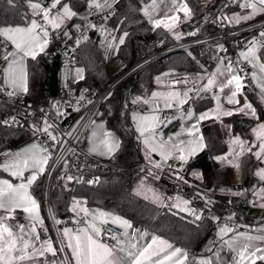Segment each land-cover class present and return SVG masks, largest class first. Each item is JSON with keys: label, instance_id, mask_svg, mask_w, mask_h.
<instances>
[{"label": "snow or ice", "instance_id": "1", "mask_svg": "<svg viewBox=\"0 0 264 264\" xmlns=\"http://www.w3.org/2000/svg\"><path fill=\"white\" fill-rule=\"evenodd\" d=\"M117 2L118 0H86L89 13L95 9L96 13L102 14L105 20L112 14L113 7ZM7 3L13 7L16 6L15 0H7ZM26 3L30 9V19L28 13H25L23 25L0 26V37L3 38L0 44L4 48L2 59L5 62L0 69V74L3 76L0 92H4L9 98L29 92L26 58L35 60L38 55L45 53L49 45L50 30L56 31L59 35L58 30L72 18L78 16V13L68 3H62V0H50L47 5L43 0H26ZM240 7L251 11L232 18L223 16L221 19L238 25L242 21L253 19L256 15L264 14V0H244ZM180 12L183 13L185 20L191 19L194 14L187 0H151L150 4L143 7V14L153 29L164 28L169 32H173L180 20L178 16ZM81 18L87 20V16ZM75 27L80 29V25ZM86 27L97 29L98 26L89 23ZM117 30H109L103 25L99 26V31L104 34L102 44L106 52L108 50L117 51L118 46L125 43L128 33L123 32L117 38L112 35ZM63 35L71 38L67 30L63 32ZM189 35H195V33H189ZM176 38H180L179 34H176ZM83 39L86 40L87 37H83ZM80 43L81 41L78 39L77 47ZM9 44L12 48L11 51L7 50ZM217 47L220 51H227L222 44ZM262 49H264V31L259 33V38H253L248 42L246 51H242L240 57L252 66L251 78L264 96V53H261ZM239 62L237 60L234 64L228 57H217L214 71L207 72L205 69L204 73L196 74L195 79L185 76L183 79L170 80L167 84L168 90L154 91L150 98L136 97L133 100L134 104L142 101L144 104L150 105L148 113L137 114L134 112L132 114L135 131L138 133L137 139L144 146V158L147 162V165L140 169L145 175L133 189L134 195L142 196L143 199L150 200L159 206L175 208L178 212L192 216L194 220L202 218V213L190 207V200L177 195L168 197L167 199L172 202L167 204L163 194L147 181L149 177L159 180L160 173L164 171L165 167L172 169L173 165L168 163L169 160L180 162L181 167L172 174L177 180L184 179L179 175L183 166L189 163L190 158L195 157L198 152L207 147L203 135H196L200 132L199 124L202 121L211 118L219 121L221 117H230L235 113L250 115L259 120L256 109L247 100L242 106L233 109H225L220 104L221 96L218 93L223 94L226 89L228 90L227 103L230 105L240 104L237 96L242 94L245 87L244 79L248 73H244L243 68L235 66ZM203 67L201 65V68ZM75 73L76 80L84 79L83 68H76ZM168 75L170 74H164V76ZM156 82L158 85L161 84L162 77H157ZM180 84L185 86L183 91L175 89V85ZM190 93H195V96L200 98H203L202 93H211L217 102L215 109L199 114L198 117H195V123L181 129V133L187 132V135L191 137L188 141H174L171 136L165 139L157 131L162 123L159 115V112L162 111L161 103L163 109L177 110L180 113V119H193L195 114L191 109L186 112L182 110L184 104L195 98ZM84 99L82 93L77 104ZM53 107L56 108L58 116L63 115L59 111L58 105H53ZM73 110L79 111V107L77 106ZM41 111L44 110L41 109ZM28 115H32V113H28ZM10 120L19 123L15 116L10 117ZM0 123L9 125V120ZM88 127H91V136L88 138L89 154L113 158L120 148V140L105 127L103 122L97 124L93 120ZM228 127L231 128V126ZM53 128L54 125L49 123L47 115L43 118L41 125H32L34 135H46L54 144H59L61 141L54 134ZM181 133L175 135L179 136ZM252 134L255 137L254 141L244 140L239 135L232 137L228 141V152L223 156L215 157V159L221 164L227 163L237 170L241 168V157L248 153L264 163V122L257 123L252 128ZM257 148L258 150L253 151ZM153 153L160 159H153ZM0 157L4 158L3 162H0V169H3L11 177L21 180L17 184L8 179H0V264H57L56 260L49 262L47 256L50 254L52 257H56L57 252H62L65 248L71 251L75 264H256L257 260L264 261V228L257 229V235H250L247 232H238L235 225L227 223L223 226L218 225L216 234L217 241H219L218 247L216 246L217 241L210 240L205 251L211 255L204 257L201 254L196 257L190 256L186 248L176 247L172 242L157 235H151L150 240L146 241L149 233L135 228L130 220L101 209H88L84 206L87 202L80 200H74L70 208V211L78 217L73 220V223L77 224V228L58 229L62 235L59 237L61 247L57 249L51 238L40 239L36 226L39 224L43 227L44 221L40 215V204L30 192L32 185L45 173L49 161L52 159L50 146L47 142L36 141L16 152H0ZM64 168L65 171L68 168L66 162ZM26 171L31 173L27 177L24 176ZM255 175L261 182H264V168H259ZM64 178V176L61 177V179ZM66 179L72 181L74 177L68 175ZM75 179L77 182H83L80 178ZM98 181L99 177H96L88 183L92 184ZM184 182L187 183L186 180ZM231 194L240 195V193ZM253 194L258 197V201L251 203L254 206L258 203L259 207L264 208V187H261L258 192L254 190ZM196 195L201 196L199 192ZM201 198L205 200L206 205L213 203L203 196ZM18 211L25 214L27 223H21L17 219ZM81 213H83L82 217ZM50 215H53L57 225L62 223L55 219L54 214L50 213ZM209 218L213 221L219 220L216 216ZM228 219L231 220L232 217H228ZM109 224L121 229L120 234L108 231L105 226ZM44 231L46 233L47 229L45 228ZM105 237L114 243L106 242ZM225 251L231 254L230 260L222 255Z\"/></svg>", "mask_w": 264, "mask_h": 264}, {"label": "trees", "instance_id": "2", "mask_svg": "<svg viewBox=\"0 0 264 264\" xmlns=\"http://www.w3.org/2000/svg\"><path fill=\"white\" fill-rule=\"evenodd\" d=\"M47 1H43L45 5ZM149 1L118 0L113 7L114 15L107 20L102 19L99 24V26L103 25L109 30L118 29L112 33L117 38L123 32L128 33L125 43L120 45L116 54V56L121 57L124 61V68L120 72L137 65L157 52V49L153 47V43L161 39L162 34L159 29H149L140 13L141 7ZM62 3H68L78 13V16L72 18L66 25L71 21H78V17H80L87 5L86 0H62ZM15 5L13 7L7 3V0H0V26L23 25L25 13H28L29 19L31 18L26 8V0H15ZM99 26L97 29L91 30L87 39L72 54L75 59V65L84 69V79L81 84H69L68 86L71 89L84 87L86 90L100 91L120 73L108 76L106 72V65L113 59V50L106 52L102 44L104 34L99 31ZM203 30L205 33L211 34L218 31L210 23L204 25ZM211 46L209 44L205 47L174 51L143 66L133 74L131 88L122 99L125 100L129 96H142L148 79L167 66L190 72L203 73L205 69L208 71L212 64L213 49ZM49 64L48 53L47 55H38L35 60L27 59L29 92L21 95L25 100L34 101L42 96V87L49 81L50 75L46 71V66ZM201 65L204 67L201 68ZM118 91L120 89H117L107 98L96 116H99L105 122L106 127L121 142L115 156L107 161L123 167H132L142 164L143 158L136 143V136L133 130L126 124L118 122V114L121 107L120 102H122L120 93H117ZM202 97L191 101L189 108L193 111H198L210 106V98L208 96ZM249 98L256 111L262 115L263 112L259 105L251 95ZM11 112L13 111L10 106L0 103V122H2L4 115H9ZM71 112L63 113L64 120L62 121V126L66 125L71 119L73 115ZM51 115L54 117L53 114ZM228 121L232 124L233 129L237 128L236 118L231 117ZM200 131L207 147L195 158L206 157L210 159L213 155L224 150L225 146L218 136L214 125L205 124L201 127ZM18 132L22 131L0 123V139L15 136ZM241 161L242 184H246L254 161L250 153L244 155ZM87 173L99 177V181L95 186H91L86 182L61 181L59 178L54 180L49 192V203L55 219L62 222L69 220L73 215L70 208L74 200L83 199L87 202L88 206L97 205L106 211L122 216L130 220L135 228L144 229L153 235L165 238L176 246L186 248L190 254L195 252L201 241L212 231L213 226L209 220H194L188 214L178 212L173 208L159 206L150 200L143 199L142 196L134 195L133 189L136 188L137 183L127 172L103 173L91 171ZM226 173L227 169H213V177L211 176L210 178L217 182L225 181ZM42 179L43 175L31 187L32 195L39 200L40 204ZM210 195L212 196L211 201H213L215 209L224 211L231 208L228 209L224 198L214 194ZM261 217L264 218V212Z\"/></svg>", "mask_w": 264, "mask_h": 264}, {"label": "built area", "instance_id": "3", "mask_svg": "<svg viewBox=\"0 0 264 264\" xmlns=\"http://www.w3.org/2000/svg\"><path fill=\"white\" fill-rule=\"evenodd\" d=\"M237 1L238 0H217L215 7L205 9L203 15H206L207 17L210 16L209 23L217 28L218 31L204 37L190 39L177 45L175 48L187 49L191 46L201 47L203 45L223 43L224 48H226L227 51H218L213 57V62H217V57H228L234 62V64L239 60V64L235 66L243 68L244 73H248L244 80L246 83L251 84L249 68L244 63L242 57H240V53L245 51L248 38H251L252 40L253 38H259V33L264 31V14L260 15L254 21L244 25L228 27L225 20H222L221 17L224 16V11L234 5ZM49 2L50 0L48 3ZM88 15L91 16V24L97 26H99L101 20L104 19L103 15L97 14L95 9H93L91 13H89L88 10ZM113 15L114 9L109 17ZM191 23H193V20L188 23L187 27H191ZM76 25H80L79 30L75 27ZM92 29L93 28L81 25L79 21H71L65 27L58 30L59 35L56 31L50 30V49L48 53L49 66L52 67V64L57 60V57L59 68L62 65V61L66 62L68 65H74L75 59L72 54L77 48L76 41L79 39L81 43H83L85 40L83 37H88ZM65 30L68 31L69 36L71 37L70 39L63 35ZM2 40L3 38L0 37V41ZM3 52V45L0 44V57L3 55ZM159 53H155L146 58L143 62L118 73V75H116L115 78L100 91L86 90L84 87H75L71 89L69 86L59 85L56 96L52 97L49 94V83L47 82V84L42 87V96L34 101L25 100L22 96L9 98L4 92H0V103L10 106L13 111L9 114L8 118L4 119L9 120V125L7 126L31 135L35 141L47 142L52 151V159L49 161L47 170L43 174L42 179L41 208L47 232L45 233V231H43L41 233V240L51 238L54 247L59 249L61 247L59 237L62 235V232H58V229L62 230L65 227L72 229L77 228V224L73 223L74 219H78L76 215H72L69 220L63 221L59 225L55 223L53 215H50L52 211L49 203V192L51 185L56 178L61 179V177L64 176L65 178L61 179V181H66V177L70 175L74 177L72 181H77L75 178H80L83 182L88 183V181L94 180V178L97 177L87 173L91 171L103 173L127 172L135 180L141 179V177L145 175V173L140 171L141 167H143L144 161L139 165L123 167L89 154L81 147V142L89 129L88 125H91V122L94 120L101 105L107 100V98L117 89L128 91L130 89V79L133 74H135L142 66L152 63L162 56ZM82 93L85 99L79 101V104H77ZM88 101H91V103H88ZM52 103L59 106V111L61 113L72 111L71 113L73 115L66 125H61L64 120L63 115L58 116L56 108H54L56 110L55 114L49 108V105ZM77 106L79 107V111H74L73 109ZM41 109L44 111L42 112ZM28 113H32V115H28ZM51 114H53L54 117ZM45 115H47L49 123L54 125L52 130L61 143L54 144L43 134L34 135L32 125H41ZM13 116L17 118L19 123H14L10 120V117ZM200 161H202V163H200ZM65 162L68 164L66 171L64 168ZM168 163L173 165V168L168 169L165 167L164 171L160 173L159 180L152 179L151 177L148 178V180L152 182L153 187L166 196V198L179 195L184 199L190 200V207L195 208L199 213H202V219L209 220L212 225L223 226L227 223L229 225H235L238 232L247 233H251L260 227H264L263 217L252 218L247 214L251 196V192L246 188L247 186L240 187L242 195L236 199L235 204H233L229 210L224 211L215 209L213 203L206 205L205 200L201 198L202 195H196L198 192L205 194L211 190V182L206 178H199L197 176V173L208 174L212 171V168L207 164L204 157L195 158L189 161L187 165L183 166V170L179 173V175L183 176V180H177L175 175L172 174L178 169L175 160H169ZM185 180L187 183L184 182ZM96 184L97 182L90 185L95 186ZM233 214L235 215L233 216ZM80 215L81 217L83 216V214ZM210 216H216L219 220L213 221L209 218ZM228 217H232V219L229 220ZM105 228L108 231L115 232L117 235L122 231L111 224L106 225ZM105 240L110 244L114 243L106 237ZM212 241H217V238ZM218 244L219 241H217V247ZM47 259L48 261L56 260L59 263L63 262V264H72L66 248L62 252L58 251L56 257H52L48 254Z\"/></svg>", "mask_w": 264, "mask_h": 264}, {"label": "crops", "instance_id": "4", "mask_svg": "<svg viewBox=\"0 0 264 264\" xmlns=\"http://www.w3.org/2000/svg\"><path fill=\"white\" fill-rule=\"evenodd\" d=\"M216 1L214 2V4H210L207 6V8H213L215 7L216 5ZM240 1H243V0H238L234 5L230 6L229 8H227L225 11H224V15H225V12H228V11H235L238 9V7L236 6ZM151 3V0L146 3V4H150ZM187 3L189 4V6L193 9V16L191 17V19H187L185 20L184 19V16H183V13L180 12L178 13V16L180 18V20L178 21L176 27L174 28L173 32H169L167 31L166 29L164 28H159L160 30V33L162 34V36L164 38H166L167 41H170L172 44V46H174L173 48H175L177 45H180L190 39H193V38H200V37H204V36H207V35H210L211 33H205V31L203 30V26L206 25V24H209V20L206 21V23L204 24H201L199 26H195L193 27V24L191 25V27H187L188 23L193 20V23L195 24L196 22V18L198 16H204L203 15V9L202 8V5L200 3L199 0H187ZM145 4V5H146ZM143 5L140 9V13L142 15V18L145 22V24L147 25V27L149 29H153V26L149 23L147 17L143 14V7L145 6ZM163 7V6H161ZM26 8L31 16V13H30V9L28 8L27 6V3H26ZM206 8V7H205ZM209 8V9H210ZM162 14V13H161ZM262 15V14H261ZM201 16V17H202ZM206 16V15H205ZM226 16V15H225ZM207 17V16H206ZM227 25V24H226ZM66 26V25H65ZM228 27H234V26H229L227 25ZM188 28L189 31H191L192 29L191 28H195L194 30H192L191 32L189 33H195V35H189L188 31H187V34H181L179 35L180 38L177 39L176 38V34H179L180 30L182 28L185 29ZM63 28V27H62ZM252 39L251 38H248L247 39V44L249 41H251ZM215 44H222L224 46L223 43H215ZM211 48L213 49V45L214 44H211ZM171 46V47H172ZM200 46H191L187 49H176L177 51L179 50H188V49H192V48H199ZM8 51H11L12 48H11V45L9 44L8 45ZM172 51H175V49H167V53H171ZM246 51V49H245ZM48 53V52H47ZM261 53H264V51L261 50ZM47 55V54H46ZM166 55V54H165ZM215 55V52H214V49L212 51V64L210 66V68L208 69L207 72H212L215 70L216 68V65H217V62H213V57ZM117 59H119V66H117V68L115 69L114 72L112 73H109L108 72V64H110V62H113L114 60L112 59L107 65H106V72L108 74V76H113L115 74H117L118 72H120L123 68H124V61L121 57L119 56H116ZM27 59H31V58H26V70H27ZM243 59V58H242ZM244 61V60H243ZM227 62V61H226ZM4 61L2 59V56L0 57V69H2L3 65H4ZM244 63L248 66L249 68V71H250V75H251V72L253 71V68L250 64L247 63V61H244ZM150 64V63H149ZM75 65V64H74ZM72 65V66H74ZM147 65V64H146ZM145 66V65H144ZM143 67V66H142ZM141 67V68H142ZM140 68V69H141ZM165 73H169L170 75L168 76H164ZM200 72H190V71H187V70H183V69H177L175 67H172V66H167L165 67L163 70L159 71L158 73L152 75L149 79H148V82H147V85L145 87V91L143 92V95L142 96H129V98L125 99V105H127L128 101L130 99H134L136 97H142V98H149L150 97V92L153 88L155 87H159V88H162L163 90H168V87H167V84H168V81L170 80H177V79H183V77L185 76H188L190 79H195L196 78V74H198ZM204 73V72H203ZM202 74V73H201ZM241 75H243V73H241ZM157 77H162V82L161 84H157L156 82V78ZM133 83V76L131 77V81H130V88H131V85ZM69 84L71 85V83L69 82ZM68 84V85H69ZM76 84V83H74ZM244 84H245V87L243 88L242 90V94H238L237 96V99H239L240 101V104L239 105H230L227 103V100H226V95L228 94V90L226 89L225 90V93L223 94H220L218 93L220 96H221V99H220V104L222 105L223 108L225 109H233V108H238L240 106H242L244 103H245V100H247L248 102L251 103V100L249 98V96L251 95L252 98L255 100V102L259 105L260 109L262 110V115H260L257 111V116L259 117V120L255 119V118H252L250 115H244L242 113H235L234 115L230 116V117H221V119L218 121L216 120L215 118H211V119H206L204 121H202L200 124H199V129H201V127L205 124H212L214 125L215 129H216V132L218 134V136L220 137V139L222 140L223 144H224V150L222 152H219L215 155H213L210 159L206 158L205 157V160L207 162V164L212 168V171L208 174H200V173H197V176L199 178H206L208 179L210 182H211V190L209 192H206L205 194H202L200 193L203 197H207V199H210L211 200V195L210 194H214V195H217L219 197H222L224 198V201L227 203V206H228V209L230 207L233 206V204H235L236 202V199L242 195V190L240 189V187L242 186H247L246 188L251 192V196H250V200H249V207L247 209V214L249 216H251L252 218H259L262 216V213L264 212V208H261L258 206V203L254 206L253 203H251L252 201H258V197L255 196L253 193H254V190L255 191H259V189L261 187H264V182H261L259 177H257L255 175V173L257 172V170L259 168H264V163H261L260 161H258L254 156L251 155V158L252 160L254 161V165L253 167L251 168V171H250V175L248 177V181L246 184H242V177H241V168L239 170H237L236 168L228 165L227 163H224V164H221L219 161H217L215 159V157H218V156H223L225 155L228 150H229V146H228V141L234 137V136H237L239 135L242 139L244 140H248V141H254L255 140V137L253 136L252 134V128L255 127L257 125V123L259 122H264V96H262L261 92H260V88L257 86L256 82H254L251 78V84H248L245 82L244 80ZM3 85V76L2 74H0V86ZM67 85V86H68ZM190 86V85H189ZM185 88V86L183 84H180V85H175V89L177 90H181L183 91ZM130 90V89H129ZM128 91H122L120 90L122 93H128ZM146 94V95H145ZM20 95H23V94H20ZM191 96L195 97L193 99H190L186 104L183 105V111H187L189 110V103L191 101H194V100H198L200 97H196L195 96V93H190ZM19 96V95H18ZM201 96H208L211 100V104L210 106L206 107V108H203L201 110H198V111H192L194 112L195 116L193 119H190V120H183V125H180V118H178L176 121L172 122V123H176L178 122L179 124L177 126H179V129L177 131V133H181V129L182 128H187V127H190L192 123H195V117H198L199 114L205 112V111H209V110H212V109H215L216 107V100L213 98L212 94L211 93H202ZM122 102H120V109L123 110V107H122ZM138 104L141 105L142 101L141 102H137ZM252 104V103H251ZM253 106V104H252ZM254 107V106H253ZM255 108V107H254ZM124 111V110H123ZM120 114L121 112L119 111V114H118V122L121 123V124H126V123H122L120 121ZM177 114L180 116V113L177 112ZM9 115H4L2 118V121H4L5 118H8ZM231 117H234L236 118V121H237V128L236 129H233L232 127V124L228 121L229 118ZM94 121L99 124L101 122H103L105 124V122L103 120H101L99 118V116H96L94 118ZM187 122V123H186ZM171 123V125H172ZM127 125V124H126ZM129 126V125H127ZM228 126H231V128H229ZM106 127V125H105ZM107 128V127H106ZM108 129V128H107ZM109 130V129H108ZM111 131V130H109ZM134 132V131H133ZM165 132V130H164ZM115 135V134H114ZM196 135H201V131L199 133H197ZM91 136V127H89V129L87 130L83 140H82V148L88 152V149H89V140L88 138ZM116 136V135H115ZM117 137V136H116ZM179 140H183V141H188L189 139H191V137H189L187 135V132H183L181 133L179 136ZM118 138V137H117ZM178 140V141H179ZM136 143L138 144V147L140 145V142L137 140L136 138ZM33 142H36L31 135L27 134V133H23V132H18L15 136H12V137H9V138H4V139H0V152H4V151H11V152H16L24 147H26L27 145H30L32 144ZM258 150L257 149H253V151H256ZM201 152V151H200ZM198 152L195 157L200 153ZM89 153V152H88ZM93 156H96L102 160H109V158L105 157V156H100V155H96V154H91ZM195 157L193 158H190L189 161L195 159ZM242 158V157H241ZM3 157H0V162H3ZM155 159L156 160H159L160 158L158 156H155ZM144 161V160H143ZM176 164H177V168H180L181 167V164L179 161H176ZM213 169H227V173H226V180L225 181H220V182H217V181H213L211 180V176L213 177ZM158 171V170H156ZM29 171H26V173H28ZM221 175V174H220ZM25 176V174H24ZM209 176V178H208ZM27 177V174L26 176ZM41 177V176H40ZM0 179H8L10 180L11 182L13 183H20L21 180L19 179H16L14 177H11L7 172L3 171V169H0ZM39 179V178H38ZM34 185V184H33ZM32 185V186H33ZM223 190V191H222ZM30 192H31V189H30ZM231 193H240V195H232ZM32 194V193H31ZM214 198V197H213ZM77 200H80V201H85L83 199H77ZM37 201L39 202V200L37 199ZM40 204V202H39ZM85 207H87L88 209H101V210H104L102 209L101 207L97 206V205H91V206H88L87 204L84 205ZM175 209V208H173ZM177 210V209H175ZM106 211V210H104ZM178 211V210H177ZM109 212V211H108ZM71 213L73 215H75V213H73L71 211ZM112 213V212H111ZM184 213V212H182ZM83 214V213H81ZM187 214V213H185ZM40 215L41 217L43 218V221H44V217H43V212H42V208H41V204H40ZM17 219L21 222V223H27V221H25V214L23 212H17ZM202 219V218H201ZM212 231L210 234H213V231L216 227H218V225H212ZM37 231L39 232V234L41 235V233L44 231L45 229V223L43 224V227H41L39 224H37ZM261 228H264V227H260L258 229H261ZM142 231H146L149 233V236L146 237V241L150 240V237L151 235H153L151 232L147 231V230H144V229H140ZM250 235H257V231H253L251 233H248ZM208 236V235H207ZM206 236V237H207ZM205 237V238H206ZM205 238L201 241V243L198 245V247L196 248L195 252L190 254V256H201V254H203L204 257H208L210 256L211 254L206 252L205 249L209 246V241L215 239L216 237L213 236L211 239H208L204 244H202V242L205 240ZM165 239V238H164ZM176 246V245H175ZM176 247H179V246H176ZM67 249V248H66ZM68 253H69V256H70V259L72 261V264H75V261L72 259V254H71V251L69 249H67ZM228 252L225 251L222 253V255L224 257H227L228 256ZM258 261H261V260H257L256 261V264H260ZM51 262V261H49ZM57 264H60L59 262H57ZM262 264V263H261Z\"/></svg>", "mask_w": 264, "mask_h": 264}, {"label": "rangeland", "instance_id": "5", "mask_svg": "<svg viewBox=\"0 0 264 264\" xmlns=\"http://www.w3.org/2000/svg\"><path fill=\"white\" fill-rule=\"evenodd\" d=\"M44 1V0H43ZM49 1V0H48ZM48 1H47V3H46V5L48 4ZM200 1V3H201V5H202V8H204L203 10H205V9H207V6L208 5H210V4H214V2H215V0H199ZM244 2V0L243 1H240L236 6L238 7V9L237 10H235V11H228V12H225V15L227 16V17H229V18H232V17H234V16H236V15H244V14H247L248 12H250L251 10L250 9H241V7H240V4H242ZM206 7V8H205ZM210 8V7H209ZM224 15V16H225ZM261 14H259V15H256L253 19H251V20H248V21H246V22H244V21H242L241 23H239L238 25L237 24H234V23H230L229 22V20H225V22H226V24L227 25H229V26H239V25H244V24H246V23H249V22H252V21H254L255 19H257L259 16H260ZM85 16H87V20H85V19H82L81 17H85ZM202 16V15H201ZM198 16L197 18H196V22H195V24L194 23H191V24H193V27H195V26H199V25H201V24H204V23H206V21L207 20H209L210 19V16H208V17H206V16ZM78 21H79V23L81 24V25H83V26H86L87 24H89V23H91V16H89L88 15V8H87V5H86V7H85V9L83 10V12L81 13V15H80V17H78V19H77ZM192 30H194L195 28H191ZM191 30V31H192ZM187 31H188V33L189 32H191V31H189L188 30V28H186L185 27V29L184 28H182L181 30H180V32H179V35H181V34H187ZM123 33H121L119 36H121ZM118 36V37H119ZM161 39H158L155 43H153V47L154 48H156L157 50V52H155V53H159V54H161L162 56H164L165 54H168L167 53V49H170V48H172V49H175V51H177L178 49L177 48H173L174 46H172V45H174V44H172L170 41H167L166 40V38H164V37H160ZM163 39V40H162ZM125 40H126V38H125ZM117 44H118V40H117V42H116ZM218 45H221V44H214L213 45V49H214V52H215V54L218 52V51H220L219 49H218ZM172 46V47H171ZM206 45H203V46H201V47H205ZM119 47H120V45L118 46V49H119ZM152 47V48H153ZM177 49V50H176ZM47 52L49 53V45H48V47H47V49L45 50V53H41V54H43V55H46L47 54ZM117 52H118V50L117 51H113V62H110V64H108V72L109 73H112V72H114L115 71V69L117 68V66H119V59H117L116 58V54H117ZM172 52H174V51H172ZM155 53H153V54H155ZM163 53V54H162ZM165 53V54H164ZM152 54V55H153ZM161 57V56H160ZM159 57V58H160ZM145 60V59H144ZM143 60V61H144ZM143 61H141V62H143ZM1 67V66H0ZM76 68H81L80 66H76V65H74V66H71V65H68L66 62H64V61H62V65H61V67L59 68V70H58V80H59V85L60 86H67L68 84H69V82L70 83H80L81 84V82H82V80H76V73H75V69ZM140 69V68H139ZM138 69V70H139ZM137 70V71H138ZM154 91H166V90H163L162 88H159V87H155V88H153L152 90H151V92H150V97H151V94H152V92H154ZM117 93H120V99H121V101H123V103H122V107H123V110L122 109H120V112H121V114H120V121L122 122V123H126L127 125H129V127L134 131V133H135V136H136V138H137V136H138V133L135 131V125H134V123H133V118H132V114L135 112V113H137V114H146V113H148L149 111H150V105L149 104H144L143 102L141 103V105L140 104H138V103H133V100L135 99H130L129 101H128V103H127V105H125V101H124V99H122V97L127 93H122L121 91H118ZM146 95V94H145ZM20 97H21V95H19ZM149 97V98H150ZM53 103L52 104H50L49 105V108L51 109V111L52 112H54V114L56 113V110L54 109V107H53ZM160 107H161V109H162V111H160L159 112V115H160V117H161V120H162V123H161V125H160V127L158 128V132H160L162 135H163V137L165 138V139H167L168 137H173V140L174 141H178L179 140V137H177L175 134H177V131H178V129H179V126H177L179 123L178 122H176V123H172V122H174V121H176L178 118H179V115L177 114V110H175V109H163V105H162V103H161V105H160ZM179 120V119H178ZM170 121V122H169ZM181 122H180V125H183V120L181 119L180 120ZM187 121V120H186ZM171 123H172V125H171ZM187 123V122H186ZM164 130H165V132H164ZM138 140V139H137ZM139 141V140H138ZM140 142V145H139V149H140V153H141V155H142V158H143V160H144V164H143V166H146L147 165V162H146V160H145V158H144V150H143V148H144V146H143V144L141 143V141H139ZM82 143V142H81ZM81 147H82V144H81ZM155 156H157L155 153H153L152 154V158L153 159H155ZM159 157V156H158ZM205 158V157H204ZM154 171H156V170H154ZM25 174V176H26V174H27V176L28 175H30L31 173L30 172H28V173H24ZM139 181H140V179H136V183L138 184L139 183ZM149 184H151V186L153 187V185H152V182L151 181H147ZM154 188V187H153ZM162 194V193H161ZM164 196V195H163ZM165 197V203H167V204H170L172 201L171 200H168L167 198H166V196H164ZM205 198H207V197H205ZM192 217V216H191ZM193 218V217H192ZM217 231H218V227H216L215 229H214V231H213V234H208V236L205 238V240L202 242V244H204L208 239H211L213 236H215L216 238H217ZM226 259H228V260H230L231 259V254L229 253L228 254V256L227 257H225ZM260 264L262 263V264H264V261H258Z\"/></svg>", "mask_w": 264, "mask_h": 264}, {"label": "water", "instance_id": "6", "mask_svg": "<svg viewBox=\"0 0 264 264\" xmlns=\"http://www.w3.org/2000/svg\"><path fill=\"white\" fill-rule=\"evenodd\" d=\"M58 70H59V63L58 57L57 60L52 64V67L47 65L46 71L49 73V94L52 97H55L59 87V80H58Z\"/></svg>", "mask_w": 264, "mask_h": 264}, {"label": "bare ground", "instance_id": "7", "mask_svg": "<svg viewBox=\"0 0 264 264\" xmlns=\"http://www.w3.org/2000/svg\"><path fill=\"white\" fill-rule=\"evenodd\" d=\"M200 163H202V161H200Z\"/></svg>", "mask_w": 264, "mask_h": 264}]
</instances>
